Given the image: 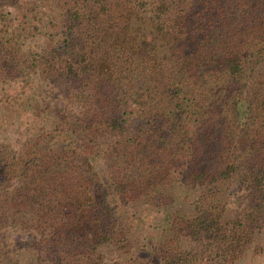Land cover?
Here are the masks:
<instances>
[{"label":"trees","instance_id":"16d2710c","mask_svg":"<svg viewBox=\"0 0 264 264\" xmlns=\"http://www.w3.org/2000/svg\"><path fill=\"white\" fill-rule=\"evenodd\" d=\"M15 83L39 127L0 142V264L262 249L264 0H0V84ZM146 210L148 243L128 221Z\"/></svg>","mask_w":264,"mask_h":264},{"label":"rangeland","instance_id":"374dc122","mask_svg":"<svg viewBox=\"0 0 264 264\" xmlns=\"http://www.w3.org/2000/svg\"><path fill=\"white\" fill-rule=\"evenodd\" d=\"M27 93L21 89L18 83L11 85L0 84V142L8 143L12 148L17 147V144L23 140L25 135L39 127V117L31 115L22 109L18 104L20 100L18 103L15 101L16 97L22 98L21 100L26 99V96L28 97ZM49 94H52L51 91ZM242 193V189H234L229 201L230 207L236 208L241 205L243 200ZM156 212L158 211H129L128 221L132 226V234L145 243L152 241L157 231V226L161 223V218L156 215ZM185 212L187 210L184 209L182 213ZM258 243L262 249L253 254L252 248L244 264H264V234L260 235ZM106 254V263H110L114 255L108 252ZM11 257L20 263H25L27 256L23 249L16 247L11 251Z\"/></svg>","mask_w":264,"mask_h":264}]
</instances>
